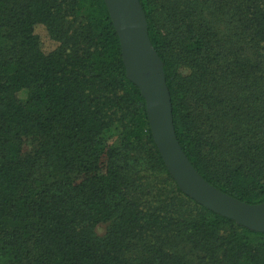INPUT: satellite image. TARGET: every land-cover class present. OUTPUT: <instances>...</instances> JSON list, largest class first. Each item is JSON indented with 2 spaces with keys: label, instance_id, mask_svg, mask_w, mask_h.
Returning a JSON list of instances; mask_svg holds the SVG:
<instances>
[{
  "label": "trees",
  "instance_id": "16d2710c",
  "mask_svg": "<svg viewBox=\"0 0 264 264\" xmlns=\"http://www.w3.org/2000/svg\"><path fill=\"white\" fill-rule=\"evenodd\" d=\"M139 2L184 154L264 202V0ZM0 264H264V232L168 172L103 0H0Z\"/></svg>",
  "mask_w": 264,
  "mask_h": 264
},
{
  "label": "water",
  "instance_id": "95a60500",
  "mask_svg": "<svg viewBox=\"0 0 264 264\" xmlns=\"http://www.w3.org/2000/svg\"><path fill=\"white\" fill-rule=\"evenodd\" d=\"M116 30L127 78L140 90L156 148L179 189L216 214L264 232V202L248 204L216 189L192 166L177 141L163 63L149 36L139 0H103Z\"/></svg>",
  "mask_w": 264,
  "mask_h": 264
},
{
  "label": "rangeland",
  "instance_id": "374dc122",
  "mask_svg": "<svg viewBox=\"0 0 264 264\" xmlns=\"http://www.w3.org/2000/svg\"><path fill=\"white\" fill-rule=\"evenodd\" d=\"M36 33L40 38L41 45L44 51L52 50L55 47L56 43L48 37L46 31L42 27H38ZM23 148L25 152L30 155L34 152L35 142H33L32 139H25ZM35 172H36L35 177L38 185L43 182L54 181L60 177V175H46L41 166H38ZM102 230L103 228L98 229L99 232H102Z\"/></svg>",
  "mask_w": 264,
  "mask_h": 264
}]
</instances>
